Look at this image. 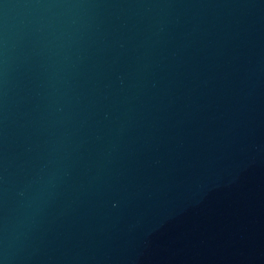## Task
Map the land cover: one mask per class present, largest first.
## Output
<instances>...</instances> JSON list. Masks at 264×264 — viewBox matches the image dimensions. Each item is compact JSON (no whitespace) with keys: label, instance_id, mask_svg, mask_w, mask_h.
Here are the masks:
<instances>
[{"label":"water","instance_id":"water-1","mask_svg":"<svg viewBox=\"0 0 264 264\" xmlns=\"http://www.w3.org/2000/svg\"><path fill=\"white\" fill-rule=\"evenodd\" d=\"M0 264H264V0H0Z\"/></svg>","mask_w":264,"mask_h":264}]
</instances>
